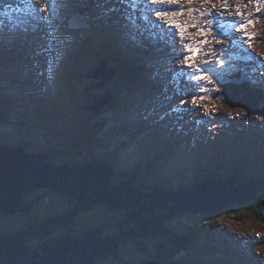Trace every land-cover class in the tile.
Returning a JSON list of instances; mask_svg holds the SVG:
<instances>
[{"label":"rangeland","instance_id":"374dc122","mask_svg":"<svg viewBox=\"0 0 264 264\" xmlns=\"http://www.w3.org/2000/svg\"><path fill=\"white\" fill-rule=\"evenodd\" d=\"M140 1L65 0L64 5V0H60V13L54 20L48 13L51 0H0V45H6L5 51L0 52V138H7L3 141L14 145L31 142L34 151H38V146L53 144L58 148L55 153L70 165L71 162L99 159L115 172L120 170L126 176L134 173L143 183L149 184V188L159 184L163 189L182 190L218 171L221 164H230L232 169L242 166L246 173L256 175L257 180L264 178V106L262 113L255 116L242 108L240 112L230 110L231 118L242 116L253 125L252 132L257 134L255 141L239 140L226 123L215 126V131L208 123L216 115L212 108L227 107L224 101L217 100L224 91L220 83L224 77L246 70L248 74H254V86H264V0H158L163 6H172L173 13L163 20L164 26L160 23L155 30H149L153 24L150 21L146 23L145 18L147 10L153 16L151 6L147 4L144 9ZM71 8L84 10L83 14L80 11L75 13L80 24L78 29L70 28L75 14L71 19L65 14V11L69 14ZM28 10L39 18L29 16ZM12 16L16 19L13 20ZM108 17H113V22ZM155 20L159 21L158 18ZM172 20L181 24L176 32L170 31L179 27H171ZM191 25L195 28L192 29ZM46 27L49 30L44 33ZM134 29L147 37L151 44L140 36L144 42L126 34ZM15 32L19 34L18 40L13 41ZM172 33H175L176 40L172 39ZM163 41L172 44L170 49L174 57L164 60V57L150 51H142L154 45L168 54ZM16 51L22 54L14 56ZM202 59L207 64H202ZM107 60L110 64L106 62V68L95 71ZM118 60L125 65L128 62L130 66L151 70L137 73L136 80L146 81L145 84H131L128 89L123 80V68L115 63ZM156 62L159 63V71L155 69ZM174 63L181 64L177 66L179 69H172ZM181 67L200 73L196 86L188 85L187 73ZM119 68L117 77L105 88L85 92L98 82L86 79L87 73L109 76ZM165 70L173 78L178 75L174 88L183 87V92L179 88L171 93L168 87L157 85L166 82L164 79L156 80L160 72L162 77L171 79ZM34 72L38 73V80L47 75V83L42 85L45 92L43 89L32 90L30 73ZM179 77L188 81L180 82ZM10 83L18 84L20 89H10ZM64 86L66 91L63 92L61 88ZM151 90H155L150 94L152 99H167L171 103L190 99L195 103L186 116V110H183L175 118L169 117L161 122L160 116H145V112L154 109L153 102L159 103L157 99L146 107V111L145 107L135 104L137 92L145 94ZM108 95L112 96L109 105L99 114L94 113L90 106L98 97ZM160 103L164 104V109L169 105L168 101ZM179 104L183 105L176 103L174 107ZM107 118L124 123V127L108 126ZM149 125L154 126L148 128ZM5 133L10 135L3 136ZM123 138L126 143H122ZM229 141L236 143L226 148ZM257 180L254 178L248 183ZM108 182L111 186L116 184L110 179ZM258 192L254 191V194ZM234 205L223 206L213 212ZM260 206L261 214L256 209L237 208L239 212L243 209L246 212L222 217V221L217 214L212 224L200 222L199 211L191 210L187 217L179 215L181 217L174 226L178 233L185 235L189 229H195L198 236L191 250L180 255L178 260L186 264H264V202ZM24 222V217L0 218L4 234L19 230Z\"/></svg>","mask_w":264,"mask_h":264},{"label":"water","instance_id":"95a60500","mask_svg":"<svg viewBox=\"0 0 264 264\" xmlns=\"http://www.w3.org/2000/svg\"><path fill=\"white\" fill-rule=\"evenodd\" d=\"M77 18L78 15L75 14L70 21L73 29L80 27ZM102 68H106L105 64L95 71ZM116 74L117 71L109 76L89 73L86 77L102 78L94 87L104 88ZM237 85H246L251 89L250 80L241 73L223 81L224 91L218 98L231 106L243 107L253 114L257 113L263 97L261 90H254L260 93V97L253 99L245 90L238 89ZM241 94L244 96L240 97ZM111 99V95L100 96L90 109L98 114ZM48 156L46 153H30L26 147L0 145V214L14 216L24 212L23 198L42 187L49 188L50 192L63 193L70 198V203L77 204L73 210L60 213L28 229L0 236V264H98V260L110 256L120 258V245L126 240L136 242L142 251L148 253L142 261L127 264H186L177 261V258L184 249L192 246L193 237L182 236L170 229L162 232V222L165 219H174L192 212L191 210L214 213V210L230 204L244 205L257 195L254 191L264 189V178L251 181L242 187H237L236 180L231 178L227 182L204 181L184 190L157 189L145 195L137 187L132 189L125 185L111 186L108 180L116 172L103 161L90 160L81 165L69 166L46 160ZM142 198L149 199L148 204L141 205L139 200ZM96 205H111L125 210L142 207L129 215V222L134 220L137 224L116 236L104 237V231L111 226H100L84 235L51 238L37 247L29 244L32 239H45L58 229L67 228L79 212ZM160 209L168 212L167 215L157 216L156 211ZM143 213H151L152 217L146 219L142 216ZM157 234H167L170 245L161 244L155 252H150L148 246L137 241L139 237Z\"/></svg>","mask_w":264,"mask_h":264},{"label":"flooded vegetation","instance_id":"af4514ba","mask_svg":"<svg viewBox=\"0 0 264 264\" xmlns=\"http://www.w3.org/2000/svg\"><path fill=\"white\" fill-rule=\"evenodd\" d=\"M126 81H127V79H126ZM57 90L58 89L56 88L55 91L57 92ZM53 91H54V89H51V92H53ZM61 91H63V92L66 91V86L62 87ZM28 148L30 149V151L35 149L31 145H29ZM57 149L58 148L55 147L53 144H46L44 147L38 146L37 147L38 151H36V152L47 153L49 156L46 160H51V161L56 162V163H64L65 161H62V156L55 153V150H57ZM90 160H94V159H90ZM90 160H88V161H90ZM86 162H87V160L84 161V163H86ZM84 163H81V164H84ZM76 165H79V162H71V166H76ZM116 174H117L115 176L116 178L114 177L115 178L114 181L116 182V184H115L116 186L125 185L128 188L134 189V179H135L136 186L139 187L145 195H147L150 192H153L157 189H163L160 186H157L155 188H149L150 187L149 184L143 183L141 180H139V178L136 175H134V173H129V175L126 176V175L122 174V172L120 170H117ZM58 198H61V201H57V203H54L53 201H56ZM39 202H40V204H39ZM148 202H149V199H143L142 198L139 200V203L141 205H146V204H148ZM62 205H68V206L73 207L74 205H77V204L69 203L68 200L66 199V197L63 195V193L50 192V190L48 188L42 187V188H38V189L30 192L29 194H27L23 198L22 206L25 208L24 212H27V213L21 212V213L17 214L18 216L14 215V216H6V217L2 216V214H0V218L1 219H13V218H17V217H24L25 222L22 224V226L20 227L19 230L14 231V232H18L20 230H24V229L29 228L30 226H28V225L41 223L45 219H48L50 217H54L60 213L68 212L69 211L68 208L65 206H62ZM170 205H172V204H170ZM61 206L63 208H61ZM96 206H100V205H96ZM96 206H93L92 208H90L87 211L79 212L74 217V219L72 220V222L69 224V226L67 228L59 229L55 233H53L51 236H46L47 239L46 238L45 239L38 238L36 240L32 239L29 244L34 246V247H37V246L45 243L50 237L59 238L61 236L73 235V234L83 235V234L87 233L88 231L96 229L100 226H111L109 229L104 231V233H103L104 237L116 236V235H119L120 233L126 232L127 230H129L131 227L134 226L136 221L132 220L131 222H129L130 220L127 218L129 217L130 214H134L135 212H137L142 207V206H139L138 209L132 208L130 210H125V209L115 208L111 205H108L107 208H96ZM156 215L157 216H165V215H167V212L163 209H160V210L156 211ZM142 216H144L146 219H148V218L152 217V214L151 213H147V214L143 213ZM179 217H181V216H177L174 219H165L163 221L164 223L162 222L163 228L161 229V231L162 232L165 231L164 224L166 225V227H168L170 229H177L174 226H175V222L178 221ZM126 219H127V221L125 222L124 220H126ZM71 224H73V225H71ZM118 225H120V226H118ZM14 232H9L8 234H11ZM2 235H7V234L3 233L2 227L0 225V236H2ZM151 237H154V238H151ZM151 237H139L137 241L139 243L140 242L141 243H148V241L151 240L149 242L150 245L148 248V250L150 252L155 251V247H156L155 245L156 244L154 243V240H157L160 243H165V244L170 245V243L168 241L169 237L167 234H165V235L157 234V235L151 236ZM38 241H40L41 243ZM140 252H142V251L140 250V248L138 247L136 242H134L132 240H126V241L122 242V244L120 245V249H119L120 258H117L115 256H110L109 258L98 260V264L138 263V262L142 261L143 259H145V258L140 256Z\"/></svg>","mask_w":264,"mask_h":264},{"label":"trees","instance_id":"16d2710c","mask_svg":"<svg viewBox=\"0 0 264 264\" xmlns=\"http://www.w3.org/2000/svg\"><path fill=\"white\" fill-rule=\"evenodd\" d=\"M0 52H2V47L0 48ZM15 54H17V52H15L14 53V55ZM116 63L117 64H119L120 65V60H118V61H116ZM126 65L127 66H130V64L127 62L126 63ZM125 70L126 71H124V78H123V80L124 81H126V79H127V81H129V80H131L130 78H134V79H136V76H137V67H132V68H130V70H129V67H125ZM112 95H114V94H112ZM154 125H149V126H147L148 128H151V127H153ZM29 145H31V144H29V143H21V144H19L18 145V147H26V150L28 151V152H34V150H31L30 151V149L27 147V146H29ZM32 146V145H31ZM84 161L85 160H82V161H79V165L81 164V163H84ZM70 165V164H69ZM71 166V165H70ZM212 174H214V173H211V174H208V175H206L205 176V178H200V181L198 182V183H201V182H204V181H206L207 179H209V178H211V175ZM231 175H233L235 178V180H236V185H237V187H242L241 185H243V184H246V183H248V181L249 180H251V179H254V178H256V176L255 175H252L251 173H246L245 171H241V168L240 167H238V169H235V171L231 174ZM116 175H113V177L110 179V180H115V177ZM115 177V178H114ZM158 186H161V185H159L158 184ZM187 188H189V187H187ZM49 189V188H48ZM185 189V188H184ZM184 189H182V190H184ZM261 189H259V192H258V194H257V196L255 197V198H252L249 202H247V203H245L244 205H234V206H232V207H228V208H226V209H224V210H222V211H220V212H214V213H210V212H206V214L205 213H202L201 214V217H202V220H200V218H199V220H200V222H202V221H208V223H210V224H212L213 223V219H215V217H216V215L217 214H219L220 216H219V221H222V217H227V216H229V215H231V214H237V213H240V212H246V210L245 209H248V210H252V209H256L257 210V212H258V214H261L262 213V211H261V208L260 207H262V206H260V204L261 203H263L264 202V189L262 190V191H260ZM65 199V198H64ZM66 199L68 200V202L70 203V198H68V197H66ZM58 201H61V198H58L57 199ZM57 200L56 201H53L54 203H57ZM71 204H73V203H71ZM74 204H76V203H74ZM62 206H65V207H67L68 208V210L69 211H71V210H73L77 205H74L73 207H71V206H68V205H62ZM61 206V208H63ZM241 209V208H245V209H243V210H241L240 212H239V210H236V209ZM230 209H231V211H230ZM236 210V211H235ZM168 213V212H167ZM209 215H208V214ZM211 214H214V215H211ZM257 214V215H258ZM17 215V214H16ZM200 215V214H199ZM2 216H7V215H4V214H2ZM18 216V215H17ZM57 216V215H56ZM184 216H190V214H189V212H187V214H184ZM51 218V217H50ZM50 218H48V219H50ZM127 219H129V217L127 218ZM127 219L126 220H124L125 222L127 221ZM47 219H45L44 221H46ZM43 221V222H44ZM212 222V223H211ZM42 223V222H41ZM164 223V222H163ZM37 224H39V223H37ZM137 223L135 222V224L134 225H136ZM33 225H35V224H33ZM30 226H32V225H30ZM119 226V225H118ZM164 226H165V229H168V227H166V225L164 224ZM199 226H202V225H199ZM134 227V226H133ZM133 227H131V228H133ZM130 228V229H131ZM28 229V228H27ZM93 230H95V229H93ZM90 231H92V230H90ZM89 232V231H88ZM74 236H76L75 234H73ZM84 235V234H83ZM186 235H189V236H193V238H194V240L197 238V232L195 231V229H189L188 230V232H187V234ZM148 237H151V236H148ZM51 238H55V237H50L48 240H50ZM151 238H153V237H151ZM151 240H149L148 241V243H144V245L145 246H148L149 247V245H150V242ZM159 241H157V240H154V243L156 244L155 246V251H156V249L161 245V244H165V243H158ZM138 247H139V245H138ZM140 248V247H139ZM140 250H141V248H140ZM142 251V250H141ZM154 251V252H155ZM140 256L141 257H143V258H146L147 256H148V253H145L144 251H142V252H140ZM178 257H180V256H178ZM179 258H177V261H179L178 260ZM187 264H194V263H188L187 262Z\"/></svg>","mask_w":264,"mask_h":264},{"label":"bare ground","instance_id":"6f19581e","mask_svg":"<svg viewBox=\"0 0 264 264\" xmlns=\"http://www.w3.org/2000/svg\"><path fill=\"white\" fill-rule=\"evenodd\" d=\"M162 1V0H161ZM175 1V0H174ZM199 1V0H198ZM194 2V1H193ZM140 3H141V5H142V7L144 8V9H146L147 8V2H146V0H141L140 1ZM196 4H197V2H196ZM229 4H230V2H229ZM166 5V4H165ZM192 5V4H191ZM227 5H228V3H227ZM198 6V5H197ZM196 5H195V7H197ZM199 7V6H198ZM193 12H194V9H193ZM198 12V11H197ZM196 12V13H197ZM201 13V12H200ZM203 14V13H202ZM205 14V13H204ZM28 15L29 16H32V17H36V18H39V16H37L33 11H31V10H28ZM35 15V16H34ZM191 16H192V14H191ZM204 16V15H203ZM188 17V16H187ZM208 17V16H207ZM204 18V17H203ZM244 18V17H243ZM176 19V18H175ZM186 19V18H185ZM227 19V18H226ZM225 19V20H226ZM234 20V19H233ZM238 20V19H237ZM247 20V19H246ZM13 21V20H12ZM207 21V20H206ZM224 21V20H223ZM222 21V22H223ZM235 21V20H234ZM245 21V20H244ZM200 22H202V20H200ZM246 22V21H245ZM178 23V22H177ZM207 23V22H206ZM20 24H22V23H20ZM197 24V23H196ZM186 25V24H185ZM21 26V25H20ZM25 26V25H24ZM192 26V29H194L193 28V25H191ZM207 26V25H206ZM245 26V25H244ZM23 27V26H22ZM176 27V26H175ZM222 27V26H221ZM145 28V27H144ZM200 28V27H199ZM205 28H207V27H205ZM220 28V27H219ZM225 28V27H224ZM178 29V28H177ZM208 29H210V28H208ZM235 29V28H234ZM200 30V29H199ZM207 30V29H206ZM214 30H217V29H214ZM241 30V29H240ZM178 31V30H177ZM226 31V30H225ZM198 32V31H197ZM216 32V31H215ZM217 32H219V31H217ZM205 33V32H204ZM177 34V33H176ZM183 34V33H182ZM197 34V33H196ZM235 34H237V33H235ZM178 35V34H177ZM198 35V34H197ZM200 35V34H199ZM206 35V34H205ZM223 35V34H222ZM208 37V36H207ZM211 37H213V36H211ZM219 37H221V35L219 36ZM159 38V37H158ZM172 39H175L176 40V38H175V35H172ZM179 39V38H178ZM200 39V38H199ZM223 39V38H222ZM227 39V38H226ZM183 40V39H182ZM185 40V39H184ZM209 40V39H208ZM219 40H221V39H219ZM232 40V39H231ZM180 41V40H179ZM195 41V40H194ZM194 41H192V42H194ZM198 41V40H197ZM202 41V40H201ZM210 41V40H209ZM208 42V41H207ZM206 42V43H207ZM212 42V41H211ZM161 43V42H160ZM223 43V42H222ZM224 44V43H223ZM163 45L165 46V45H167L166 46V48H168V54H166V56L168 57V58H172L174 55H173V53H172V51H171V49H170V46L172 45V44H170L168 41H164L163 42ZM200 45H201V42H200ZM206 45H208V44H206ZM185 46V45H184ZM191 47V46H190ZM202 47V46H201ZM208 47V46H207ZM213 47V46H212ZM194 48H196L195 46H194ZM199 48V47H198ZM206 48V47H205ZM181 49H183V48H181ZM191 49V48H190ZM197 49V48H196ZM211 49V48H210ZM198 50V49H197ZM200 50V49H199ZM204 50V49H203ZM186 51H187V49H186ZM194 51H195V49H194ZM165 52H167L166 50H165ZM199 52V51H198ZM202 52V51H201ZM205 52H206V50H205ZM205 52H203V53H205ZM209 52V51H208ZM214 54V53H213ZM199 55V54H198ZM198 55H197V57H198ZM201 55V54H200ZM185 57V56H184ZM203 57V56H202ZM194 58V57H193ZM212 58V57H211ZM185 59V58H184ZM164 60H165V58H164ZM163 60V61H164ZM174 60V59H173ZM206 60V59H205ZM212 61V60H211ZM175 62V61H174ZM179 62H180V60H179ZM196 62V61H195ZM173 63V62H172ZM181 63V62H180ZM193 63V62H192ZM217 63V62H216ZM165 64V63H164ZM175 64V63H174ZM166 65V64H165ZM179 65H181V64H179ZM201 65V64H200ZM168 66H170V65H168ZM182 66H184V65H182ZM196 66H198V65H196ZM185 67V66H184ZM189 67H192V66H189ZM178 68V67H177ZM181 68H183V67H181ZM186 68V67H185ZM179 69V68H178ZM184 70V69H183ZM201 70V69H200ZM165 74H166V72H165ZM200 74V73H199ZM200 77H202V76H200ZM165 78H167V77H165ZM169 78H172V76H171V74H169ZM188 80L185 78L184 79V82H187ZM204 82V81H203ZM237 88L238 89H243V90H245L247 93H249V95L253 98V99H258L259 97H260V93L259 92H257V91H254V90H251V89H249L248 88V86H246V85H237ZM159 90V89H158ZM153 91H155V90H153ZM169 91V90H168ZM163 92V91H162ZM153 93V92H152ZM160 95V93H157V95ZM166 95H168V93L166 94ZM171 95V94H170ZM170 95H168V96H170ZM161 102H167L165 99H163V100H161ZM153 104H155L156 105V103L155 102H153ZM163 106H164V104H162ZM205 106H206V104H205ZM152 108V107H151ZM174 108H176V109H183V110H187L188 111V109H189V107H185V105H181V104H179L178 106H176V107H174ZM153 110V109H152ZM157 115V114H156ZM123 118V117H122ZM121 120H123V119H121ZM126 122V121H125ZM178 123V121H175V124H177ZM106 124L108 125V126H112V124H116L115 125V127L116 126H118L119 128L120 127H124V123H117L116 121H113V119H106ZM131 125V124H130ZM133 125V124H132ZM132 127V126H131ZM109 130H111V127L109 128ZM108 130V131H109ZM107 131V132H108ZM135 133V132H134ZM137 133V132H136ZM122 141V143H126L127 142V140L126 139H122L121 140ZM28 147V146H27ZM157 152V151H156ZM180 160V159H179ZM182 160V159H181ZM88 161V160H87ZM119 173V172H118ZM39 204H40V202H39ZM34 206V205H33ZM39 210V209H38ZM24 213H27V212H24ZM24 215V214H23ZM29 221V220H28ZM27 221V222H28ZM30 222V221H29ZM33 222V221H32ZM74 224V223H73ZM73 224H71V225H73ZM25 225V224H24ZM28 226H30V225H28ZM73 227V226H72ZM71 227V228H72ZM59 230V229H58ZM76 230V229H75ZM154 238V237H153ZM156 238V237H155ZM47 239V238H46ZM36 240V239H35ZM43 241V240H42ZM46 241V240H45ZM38 242H40V241H38ZM41 243V242H40Z\"/></svg>","mask_w":264,"mask_h":264},{"label":"clouds","instance_id":"9594fccd","mask_svg":"<svg viewBox=\"0 0 264 264\" xmlns=\"http://www.w3.org/2000/svg\"><path fill=\"white\" fill-rule=\"evenodd\" d=\"M234 143H235V142H232V141H231V142L229 143V145L232 146ZM103 162H104V161H103ZM59 164H61V163H59ZM106 164H107V163H106ZM68 165H69V164H68ZM107 165L112 169V167H111L109 164H107ZM69 166H70V165H69ZM112 177H113V176H112Z\"/></svg>","mask_w":264,"mask_h":264}]
</instances>
